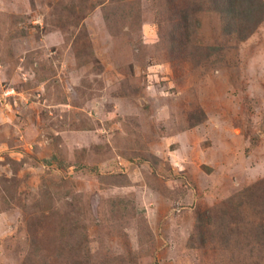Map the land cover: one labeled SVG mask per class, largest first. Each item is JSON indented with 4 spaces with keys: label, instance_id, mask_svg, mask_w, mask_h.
<instances>
[{
    "label": "rangeland",
    "instance_id": "374dc122",
    "mask_svg": "<svg viewBox=\"0 0 264 264\" xmlns=\"http://www.w3.org/2000/svg\"><path fill=\"white\" fill-rule=\"evenodd\" d=\"M160 4L0 0V264L34 238L60 264H223L187 241L264 179V21L225 59L200 14L174 73Z\"/></svg>",
    "mask_w": 264,
    "mask_h": 264
},
{
    "label": "trees",
    "instance_id": "16d2710c",
    "mask_svg": "<svg viewBox=\"0 0 264 264\" xmlns=\"http://www.w3.org/2000/svg\"><path fill=\"white\" fill-rule=\"evenodd\" d=\"M161 0L165 21H172L161 43L167 47V55L174 73L181 69L185 53L197 58L201 49L193 47V38L202 34L203 26L198 21L200 14H216L213 30L221 37L218 54L231 58L239 43L247 40L264 21L263 0ZM227 43L229 48H225ZM230 49V54H228ZM205 118L201 108L188 112L189 127ZM193 231L188 238V247L201 249L208 243L215 250H227L223 264H264V179L242 188L218 205L209 209H197ZM48 241L34 238L27 243L23 264H60ZM53 256V258H51ZM130 259L131 254L126 256ZM125 258V257H123ZM120 256L119 260L123 259ZM56 259V258H55ZM76 264H79V260Z\"/></svg>",
    "mask_w": 264,
    "mask_h": 264
}]
</instances>
